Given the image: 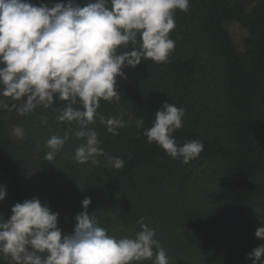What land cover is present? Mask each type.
Masks as SVG:
<instances>
[{
    "label": "trees",
    "instance_id": "1",
    "mask_svg": "<svg viewBox=\"0 0 264 264\" xmlns=\"http://www.w3.org/2000/svg\"><path fill=\"white\" fill-rule=\"evenodd\" d=\"M263 197L264 0H0V264H264Z\"/></svg>",
    "mask_w": 264,
    "mask_h": 264
},
{
    "label": "rangeland",
    "instance_id": "2",
    "mask_svg": "<svg viewBox=\"0 0 264 264\" xmlns=\"http://www.w3.org/2000/svg\"><path fill=\"white\" fill-rule=\"evenodd\" d=\"M90 18H91V22L98 28L99 34L105 35L106 38L111 40L112 41L111 45L113 46V50L115 52H119L121 49L118 47L117 42L114 40L115 31L112 28L108 27L109 23L107 22V18L104 15H101L100 13L98 14L97 12H94V11L90 12ZM227 27H228L229 33L235 45L238 47V49L241 50L243 48V37L246 35V31L235 22L229 23ZM129 57L131 59V63L135 65L134 57H132V55H129ZM87 66H88V63H87ZM91 75H92L91 68H85L84 70L80 72V76H82L83 78H90ZM147 81H149V79ZM213 162L215 163V161ZM194 187H197L196 189H206L208 187H214L213 192H211L210 189H207V192L202 191L203 193L201 192L200 195L203 194L204 198L205 197L210 198L217 202L218 198H217V194L215 191L216 186L214 185L211 186L205 180L204 183H198V185H194ZM256 212L258 213L257 226L255 228L256 236L260 240H262L264 238V197L262 198V200L259 202L258 206L256 207ZM261 245L264 247V240L261 241Z\"/></svg>",
    "mask_w": 264,
    "mask_h": 264
}]
</instances>
